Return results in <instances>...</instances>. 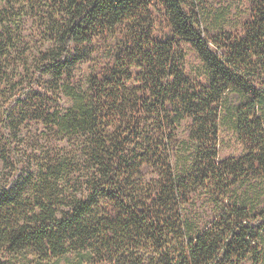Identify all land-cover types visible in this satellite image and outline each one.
Masks as SVG:
<instances>
[{
    "label": "trees",
    "instance_id": "1",
    "mask_svg": "<svg viewBox=\"0 0 264 264\" xmlns=\"http://www.w3.org/2000/svg\"><path fill=\"white\" fill-rule=\"evenodd\" d=\"M249 1L238 32L212 33L197 10L204 0H0V70L36 50L35 63L61 74L75 63L74 44L120 25L128 37L105 75L86 89L66 84L73 104L54 111L59 132L87 139L88 162L76 170L87 192L67 187L68 160L7 179L3 169L15 167L4 157L0 264H264V208L255 204L264 192V0ZM159 5L168 37L155 35ZM28 21L37 29L29 40ZM184 42L204 60L208 83L186 73ZM9 107L0 106V142L15 153ZM224 109L245 153L219 159ZM179 148H193L191 160L178 162ZM201 192L221 210L197 232L184 208Z\"/></svg>",
    "mask_w": 264,
    "mask_h": 264
},
{
    "label": "rangeland",
    "instance_id": "2",
    "mask_svg": "<svg viewBox=\"0 0 264 264\" xmlns=\"http://www.w3.org/2000/svg\"><path fill=\"white\" fill-rule=\"evenodd\" d=\"M158 8V26L155 35L168 37L171 35V29L161 10V5ZM250 8L249 0H204L197 10L205 20L204 30L206 27L212 33H217L220 29L238 32L240 24L250 19ZM24 27L23 33L29 40L32 38V32L37 30L36 26L28 21ZM127 39L126 26L120 25L113 32L97 36L90 43L74 44L71 53L76 57L75 63L70 68L64 69L61 74L49 69L41 61L35 63L36 57L39 56V52H35L36 50L33 52L28 50L26 53L23 61L28 60L27 65L23 64L21 60L17 63L13 61L14 59L10 63L6 62V66L4 65L3 70H0V106L7 102V104H11V107H14V111L9 107L7 112L17 114V120L13 121L11 127L19 133L16 137L12 134L10 140L12 147L17 149L15 153L10 151L11 148H8L6 143L0 142V176H2L4 157L8 161H13V167H15L14 169L11 167L3 169L7 179L14 178L19 173L18 170L39 171V164L46 165L53 161L58 163L68 160L73 173L72 179L66 184L67 187L70 188V192L75 191L80 194L87 192V179L79 178L81 175L76 171L88 162L87 139L59 132L55 125L54 111L61 114L73 104V99L64 91L66 86L72 85L78 89L82 86L83 89H86L91 78L94 76L102 78L109 66L113 64L114 57L120 48L125 46ZM183 48L186 52V73L194 81L208 83V70L198 51L190 42H184ZM4 72H7V75H4ZM231 97L234 103L238 102L236 94H232ZM1 124L2 122H0V127H2ZM190 124L191 120L186 118L179 126L177 133L180 140H190ZM2 131L0 130V136L5 139ZM192 151L193 148L189 150L179 148L178 162L182 163L185 159H190ZM243 153H245V144L239 138L234 127V118L231 117L228 110L224 109L219 129L218 158L240 156ZM174 162L177 163V155ZM178 168L182 169V166ZM147 174H152V170L148 169ZM77 177L80 184L75 179ZM246 186L248 184L242 188L232 189L231 198L235 197L237 190L241 193L246 189ZM255 204L257 208H264V192ZM220 210L221 205L214 197L206 192H201L195 194L191 201L185 205L184 215L190 219L198 232L205 228L219 214ZM243 264H253V261L247 259Z\"/></svg>",
    "mask_w": 264,
    "mask_h": 264
}]
</instances>
